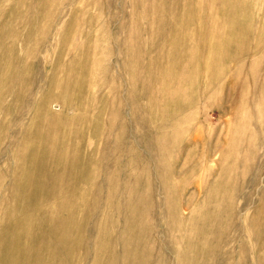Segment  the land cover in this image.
Instances as JSON below:
<instances>
[{
  "label": "rangeland",
  "instance_id": "1",
  "mask_svg": "<svg viewBox=\"0 0 264 264\" xmlns=\"http://www.w3.org/2000/svg\"><path fill=\"white\" fill-rule=\"evenodd\" d=\"M0 28V264L264 263V0H9ZM188 201L217 237L183 230L186 263Z\"/></svg>",
  "mask_w": 264,
  "mask_h": 264
},
{
  "label": "bare ground",
  "instance_id": "2",
  "mask_svg": "<svg viewBox=\"0 0 264 264\" xmlns=\"http://www.w3.org/2000/svg\"><path fill=\"white\" fill-rule=\"evenodd\" d=\"M9 2V0H0V14H1V11H3V7H5L6 5H7V3ZM6 13V12H5ZM4 14V13H3ZM1 29V28H0ZM176 44V43H175ZM20 96H18V98H19ZM256 99V98H255ZM253 103H254V101H253ZM166 133H169V132H160L159 131V133L157 134V135H155V133L153 132V131H151V133L150 134H147V136H146V140L147 141H149L150 143H152V146H151V148H150V150L152 151V153L153 154H151V152H150V154L151 155H153L152 157H151V161L153 162V165H157V167L159 166V163H161V161H162V157L164 156V158H163V165H165L166 163H167V160H165L166 159V157L168 156V155H170V152H171V149L170 148H172V147H170V146H168V144L170 143L169 142V140H168V137H167V134ZM169 145H171V144H169ZM172 146V145H171ZM146 147H147V145H146ZM170 147V148H169ZM149 148V147H148ZM149 157V156H148ZM150 159V158H149ZM148 159V160H149ZM168 159V158H167ZM32 161H34V158L32 159ZM31 161V163H33ZM151 162V163H152ZM44 162H42L41 164H43ZM169 163V162H168ZM167 163V164H168ZM151 166H152V164H151ZM150 166V167H151ZM167 166V165H166ZM165 166V167H166ZM153 167V166H152ZM169 167V166H168ZM221 167V166H220ZM196 168H198V165H195V166H193V169H196ZM155 169V168H154ZM147 170V169H146ZM167 170H168V168H167ZM170 170V169H169ZM152 171V170H151ZM155 172V171H154ZM168 172V171H167ZM166 172V174H168ZM157 174V173H156ZM171 174V172L169 173V175ZM150 175H151V173H150ZM155 176V175H154ZM157 176V175H156ZM160 176V175H159ZM167 176V175H166ZM152 178H153V176H152ZM158 178V177H157ZM160 179V178H159ZM170 179V178H169ZM220 179V178H219ZM219 179H218V181H219ZM229 179V178H228ZM227 179V181H230V179L228 180ZM157 181H159L158 179H157ZM167 181H172V179L171 180H167ZM151 183V182H150ZM156 183V182H155ZM153 185V184H152ZM159 185H161V184H159ZM166 185H169V184H166ZM154 186V185H153ZM172 186V185H171ZM152 187V186H151ZM162 188H163V185H162ZM168 188V190H169V188H171L170 187V185H169V187H167ZM161 189V188H160ZM155 190H157V188L155 189ZM165 190H167V189H165ZM164 189H163V191H165ZM173 190V189H172ZM153 191H154V189H153ZM153 191H152V193H153ZM160 191H162V190H160ZM159 191V192H160ZM170 191V190H169ZM174 191V190H173ZM179 191V190H178ZM177 191V192H178ZM158 192V191H157ZM167 193H168V191H167ZM175 193H176V191H175ZM37 192L35 193V195L34 196H32L33 198H34V201H35V199H37L38 197H36L37 196ZM164 195H166L165 193H164ZM174 195V194H173ZM178 195H179V193H178ZM154 196H155V194H154ZM169 196V195H168ZM177 196V195H176ZM210 197L212 196V195H209ZM230 197V196H229ZM228 197V198H229ZM71 198V197H70ZM155 198V197H154ZM178 198H179V196H178ZM208 198V197H207ZM139 198H132V201H131V204L132 205H130V206H132L131 208H132V210H134L133 208L136 206V202H137V200H138ZM71 200V199H70ZM179 200V199H178ZM143 201V200H142ZM171 201V200H170ZM209 201V200H208ZM189 202V201H188ZM206 202V201H205ZM223 202H224V200H223ZM228 202H229V200H228ZM67 203H68V201H67ZM142 202L140 201V204H141ZM154 203V202H153ZM178 203H179V201H178ZM192 203H193V201H192ZM140 204H137V205H140ZM165 204L166 203H164V206H165ZM207 204H208V202H207ZM206 204V205H207ZM67 205V204H66ZM176 205V204H175ZM180 205V204H179ZM187 205V204H186ZM185 205V206H186ZM192 205V204H191ZM191 205H190V202L188 203V205L187 206H189V208L191 207ZM65 206V205H64ZM69 206H70V204H69ZM129 206V207H130ZM153 206H154V204H153ZM177 207H180V206H177ZM184 207V206H183ZM194 207V206H193ZM69 208V207H68ZM130 208V209H131ZM185 208V207H184ZM73 209V208H72ZM179 209H181V208H179ZM186 209H188V207H186ZM192 211H191V213H190V215L188 216V217H182V216H179V218H178V223H179V226H180V230H181V233H180V235L178 236V237H176V236H174V237H176V238H174L175 239V241L177 240V242L174 244V246L172 247L173 248V250H174V255L176 256V260H178V261H186V263H187V261H188V258H187V256H185L184 255V253H183V251H182V248L185 246V245H187L188 243H187V237H185V236H183L182 235V233H183V230H185L187 233H191V234H198V237H200L204 242H208V241H212L214 238H216L217 237V233H213V232H211V229H210V227H211V223L208 221L209 220V217H203V218H199L200 219V221H201V223H199L198 222V219H197V216H196V213H195V210H197V209H192V207L190 208ZM70 210V209H69ZM147 211H149V210H147ZM166 211V210H165ZM134 212V211H133ZM185 212H186V210H185ZM141 213V212H140ZM153 214H154V212H152ZM182 213V212H181ZM146 214V213H145ZM150 213H148V215H149ZM198 214H200V212H198ZM197 214V215H198ZM133 215V214H132ZM138 215V214H137ZM139 215H141V214H139ZM148 215H147V217H148ZM146 216V215H145ZM168 216V215H167ZM184 216V215H183ZM186 216V215H185ZM131 217V216H130ZM140 217V216H139ZM142 217V216H141ZM169 218V217H168ZM132 219V218H131ZM130 219V220H131ZM138 219V218H137ZM146 218H144V220H145ZM139 221H140V219H138ZM150 221V220H149ZM60 223H61V229L62 230H71V231H75V232H78L77 231V227H76V224H75V222H74V216H72V217H70V218H68V219H66V221H59ZM131 223H132V221H130ZM143 222V221H142ZM144 223H146L147 225H148V222L146 221V222H144ZM143 223V225H145ZM127 224V223H126ZM134 224H136V223H134ZM129 225V224H128ZM134 226V225H133ZM145 227V226H144ZM143 227V228H144ZM148 227V226H147ZM150 227V226H149ZM131 229V228H130ZM135 229V228H134ZM133 229V230H134ZM124 230H125V228H124ZM126 231V230H125ZM139 231H140V229H139ZM185 231H184V233H185ZM130 232H132V231H130ZM147 232V231H146ZM178 232V231H177ZM24 233L25 234H27V231L25 230L24 231ZM172 233V232H171ZM174 233V232H173ZM133 234H134V231H133ZM135 234H136V231H135ZM134 234V235H135ZM179 234V233H178ZM186 234V233H185ZM131 235V234H130ZM133 235V236H134ZM138 236V235H137ZM187 236V235H186ZM134 237H136V236H134ZM152 237V236H151ZM138 238V237H137ZM145 238H147V237H145ZM139 239V238H138ZM137 239V240H138ZM150 239H152L153 240V238H150ZM52 240V239H51ZM50 240V241H51ZM136 240V239H135ZM50 241H48V240H40L39 241V243H41L42 245H41V247L43 246V248H45L46 247V245H47V243L48 242H50ZM124 241H126V240H124ZM11 242H12V245H13V249L12 250H8L7 251V253H6V256H5V259H4V263L3 264H22L23 262H24V260H19L20 259V257H23V256H25V255H28L29 253H30V251L33 249V248H28V247H25V245H21L20 244V242L18 241V239H15V238H12L11 239ZM139 242V241H138ZM145 243H146V240H145ZM60 244H62V245H65V243H62V242H60ZM138 244V243H137ZM139 244H140V242H139ZM171 244H173V243H171ZM147 245V244H146ZM39 246H40V244H39ZM38 246V247H39ZM148 246H149V244H148ZM115 247V246H114ZM133 247V246H132ZM135 247V246H134ZM137 247V246H136ZM139 247V246H138ZM137 247V248H138ZM145 247V246H144ZM143 247V249H145ZM263 247V246H262ZM151 248V247H150ZM140 249V248H139ZM143 249H141L142 251H143ZM189 249H193V247L192 246H190L189 247ZM112 250V249H111ZM134 250V249H133ZM137 249L135 248V251H136ZM140 250V251H141ZM172 250V249H171ZM140 251H138V253L140 252ZM147 251H149V250H147ZM147 251H145V252H147ZM125 252V251H124ZM144 252V253H145ZM16 253H18V255H19V258H18V260L16 259ZM138 253H136L135 252V254H138ZM141 253V252H140ZM139 253V254H140ZM144 253H142L143 255H144ZM112 255H113V250H112V253H111ZM124 254V253H123ZM66 255L67 256H70L71 255V251H67L66 252ZM117 255H118V251H117ZM173 254H171V256H172ZM115 256H116V254H115ZM36 257L37 258H41V254H40V252H37V254H36ZM129 257V254L128 253H126L125 255H124V257L122 256H119L118 258H119V260H122V259H124V260H126L125 258H128ZM174 257V256H173ZM116 259V258H115ZM150 259V258H149ZM189 259L190 260H196V258L195 257H193V258H191V257H189ZM38 260V259H37ZM259 260V259H258ZM161 262V261H160ZM167 262V261H166ZM211 262V261H210ZM259 262L260 261H258V264H259ZM263 262V261H262ZM115 263V262H114ZM129 263V262H128ZM131 263H133V262H131ZM165 263V262H164ZM179 263V262H178ZM228 263V262H227ZM226 263V264H227ZM232 263V262H231ZM236 263V262H235ZM136 264H138L137 262H136ZM208 264H209V262H208ZM224 264V263H223ZM229 264H230V262H229ZM264 264V263H263Z\"/></svg>",
  "mask_w": 264,
  "mask_h": 264
}]
</instances>
